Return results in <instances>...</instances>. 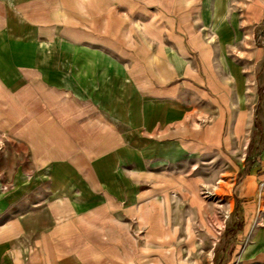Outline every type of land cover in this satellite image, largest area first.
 I'll return each instance as SVG.
<instances>
[{"label": "crops", "instance_id": "1", "mask_svg": "<svg viewBox=\"0 0 264 264\" xmlns=\"http://www.w3.org/2000/svg\"><path fill=\"white\" fill-rule=\"evenodd\" d=\"M263 15L264 0H0V264H187L170 231L185 202L155 196L225 123L250 127ZM254 243L241 264H264Z\"/></svg>", "mask_w": 264, "mask_h": 264}, {"label": "rangeland", "instance_id": "2", "mask_svg": "<svg viewBox=\"0 0 264 264\" xmlns=\"http://www.w3.org/2000/svg\"><path fill=\"white\" fill-rule=\"evenodd\" d=\"M254 2L251 0L252 5ZM261 27V34L256 31L254 38L256 45L264 49V15ZM256 73L259 75V70ZM194 81L202 85L201 79ZM203 103L210 106L209 101ZM225 103L222 99L220 105ZM250 103V127L236 126L232 130L225 123L218 143L211 148L204 142L202 156L196 162L187 160L184 179L171 175L159 184L162 193L155 197L185 202V221L179 208L171 207L170 231L173 248L179 247V236L185 237L187 264H208L205 253L209 249L211 264H241L242 249L254 247V242L264 237V170H247L264 151V84L257 78L256 82L252 78L250 84ZM213 112H206L205 122ZM236 123L241 124L242 119L236 118ZM208 134L204 133V138ZM197 250L203 252L199 255Z\"/></svg>", "mask_w": 264, "mask_h": 264}, {"label": "built area", "instance_id": "3", "mask_svg": "<svg viewBox=\"0 0 264 264\" xmlns=\"http://www.w3.org/2000/svg\"><path fill=\"white\" fill-rule=\"evenodd\" d=\"M261 185H263V183ZM262 187H264V186H262Z\"/></svg>", "mask_w": 264, "mask_h": 264}]
</instances>
